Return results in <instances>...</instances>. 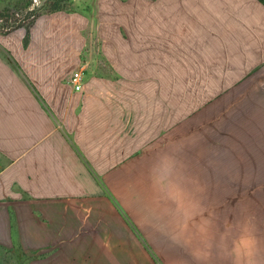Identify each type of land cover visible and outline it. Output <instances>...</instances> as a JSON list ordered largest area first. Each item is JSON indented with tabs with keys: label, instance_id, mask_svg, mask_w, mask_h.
I'll return each instance as SVG.
<instances>
[{
	"label": "crops",
	"instance_id": "obj_1",
	"mask_svg": "<svg viewBox=\"0 0 264 264\" xmlns=\"http://www.w3.org/2000/svg\"><path fill=\"white\" fill-rule=\"evenodd\" d=\"M71 2L0 36V264H240L183 240L212 165L167 91L264 105V4Z\"/></svg>",
	"mask_w": 264,
	"mask_h": 264
},
{
	"label": "rangeland",
	"instance_id": "obj_2",
	"mask_svg": "<svg viewBox=\"0 0 264 264\" xmlns=\"http://www.w3.org/2000/svg\"><path fill=\"white\" fill-rule=\"evenodd\" d=\"M71 1L59 4L71 11ZM55 4V0H0V36L28 29ZM213 92L218 100L206 102ZM220 93L201 88L167 91L168 97L185 103L197 100L190 108L182 106L183 116L191 115L197 132L183 145V160L212 165L199 170L208 173V184H199L197 197L192 194L191 201H183V211L192 217L183 213L182 237L211 248L199 249L200 257L220 253L217 256L239 258L240 264H264V111L260 113L264 105L250 101L225 112ZM193 198H197L196 208Z\"/></svg>",
	"mask_w": 264,
	"mask_h": 264
},
{
	"label": "built area",
	"instance_id": "obj_3",
	"mask_svg": "<svg viewBox=\"0 0 264 264\" xmlns=\"http://www.w3.org/2000/svg\"><path fill=\"white\" fill-rule=\"evenodd\" d=\"M84 73L82 70L75 71L71 76V84L75 91L81 92L83 90Z\"/></svg>",
	"mask_w": 264,
	"mask_h": 264
},
{
	"label": "trees",
	"instance_id": "obj_4",
	"mask_svg": "<svg viewBox=\"0 0 264 264\" xmlns=\"http://www.w3.org/2000/svg\"><path fill=\"white\" fill-rule=\"evenodd\" d=\"M60 1H61V0H55V2H56L57 4H55V5L51 8V12H57V11H61V10H63L62 7H61L60 4H59ZM259 1H261V2L264 4V0H259Z\"/></svg>",
	"mask_w": 264,
	"mask_h": 264
}]
</instances>
